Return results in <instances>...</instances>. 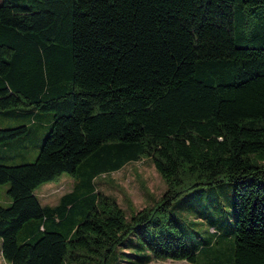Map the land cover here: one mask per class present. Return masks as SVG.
<instances>
[{
  "label": "trees",
  "instance_id": "obj_1",
  "mask_svg": "<svg viewBox=\"0 0 264 264\" xmlns=\"http://www.w3.org/2000/svg\"><path fill=\"white\" fill-rule=\"evenodd\" d=\"M11 106L53 119L33 161L0 163L6 261L110 264L131 244L141 261L195 263L228 231L233 264H264V0H1L0 109ZM28 130L0 126V141ZM143 157L166 189L128 216L96 179ZM65 172L73 189L42 204L36 188ZM226 180L233 220L197 196ZM194 192L208 234L189 245L170 208Z\"/></svg>",
  "mask_w": 264,
  "mask_h": 264
},
{
  "label": "rangeland",
  "instance_id": "obj_2",
  "mask_svg": "<svg viewBox=\"0 0 264 264\" xmlns=\"http://www.w3.org/2000/svg\"><path fill=\"white\" fill-rule=\"evenodd\" d=\"M40 113L37 115L27 114L21 106L0 109V126H13L22 123L29 125V130L22 135L0 141V163L16 164L35 159L53 119L52 111H40ZM75 183L74 177L65 172L59 178L38 186L35 192L42 204L55 205L64 193L73 189ZM96 186L98 190L114 197L126 214L130 216L158 199L166 189V181L157 171L152 160L143 157L141 160L126 164L119 170L100 175L96 179ZM8 187V182L0 183V205H9L11 201V197L7 192ZM234 188V183L226 180L221 186H216L214 190H205L197 196L202 195L203 200L209 203L210 208L219 218L233 220ZM195 194L196 192L189 197L188 200L190 201L187 203L184 200L186 194H183L182 198L179 199V203L172 205L170 208L173 216L180 215L181 226L189 245L192 244L194 238L198 237L197 235L207 236L208 234L205 218L197 217V211L188 206ZM195 219H198V221L192 223L191 220ZM36 220L31 219L20 228L17 235L19 242L28 235L30 226ZM232 236L227 231L210 249L201 253L195 263L186 259L173 258H153L150 261H141L139 255L142 253V249L128 244V250L132 249V253H139L138 255L125 254L123 251H127V249H124V245L121 244L117 246L113 253L110 264H233L231 247L234 238ZM134 240L139 241L138 238ZM1 243L2 239L0 238V264H11L2 256ZM78 263L96 264V261Z\"/></svg>",
  "mask_w": 264,
  "mask_h": 264
},
{
  "label": "crops",
  "instance_id": "obj_3",
  "mask_svg": "<svg viewBox=\"0 0 264 264\" xmlns=\"http://www.w3.org/2000/svg\"><path fill=\"white\" fill-rule=\"evenodd\" d=\"M121 169V168H120ZM119 170V169H118Z\"/></svg>",
  "mask_w": 264,
  "mask_h": 264
}]
</instances>
